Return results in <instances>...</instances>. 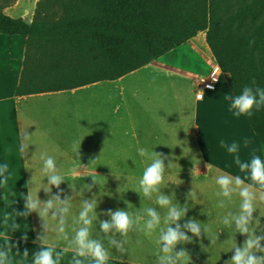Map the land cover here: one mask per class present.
<instances>
[{
	"label": "crops",
	"instance_id": "0c3cea01",
	"mask_svg": "<svg viewBox=\"0 0 264 264\" xmlns=\"http://www.w3.org/2000/svg\"><path fill=\"white\" fill-rule=\"evenodd\" d=\"M37 1L32 0L27 7L22 5L23 0H17L4 12L31 23ZM199 39L202 47L196 43ZM26 50L25 37L0 34V164L7 163L11 173L7 184L0 187V236L41 244L37 240L43 233L39 213L31 212L26 217L14 213L26 211L29 188L33 197L39 195L41 201L53 195H60L62 200L72 199L66 225L69 240L74 236L73 229L79 226L75 219L82 202L95 198L98 219L93 222L92 238L105 244L111 259L156 264L158 230L149 237L139 231L140 225H135L136 230L127 237L128 251L121 254L108 245V236L118 241L124 237L114 229L106 235L99 225V221L111 219L105 215L109 210L123 209L144 215L143 208L154 207L162 216L166 214V209L155 203L157 193L142 201L141 194L135 191L144 169L151 163L137 151L144 148L176 163L166 169L160 192L172 197L173 203L189 205L187 215L179 221L181 228L194 218L209 229L208 233L202 231L200 237H193L191 243L177 245V251L187 250L191 264H225L234 255L231 249L235 244L243 247L246 237L235 232L234 225L231 229L221 222L228 212H238L241 198L235 193L231 200L217 195L220 188L215 179L219 175H239L246 184H252L250 173L240 172L236 154L229 153L227 146L239 144L241 161L250 162L253 156L264 160V142L257 137L247 117L234 115L230 101L225 99L226 95L235 96L229 73L222 71L213 90L199 87L197 78L209 73L216 64L205 31L161 56L170 52L184 56L183 52L191 50V60L186 64L161 61L159 57L116 80L19 96ZM187 79L193 80L191 90L185 86ZM201 90L204 96L199 99L197 92ZM25 131L32 135L29 146L21 153ZM74 141L80 142V155L72 149ZM41 154L52 156L60 174L65 176L59 189L48 185ZM92 159L97 160L90 166ZM164 163L167 167L169 159ZM193 168L199 170L195 177ZM117 186L124 187L130 196L125 197L124 190L120 193L123 197L117 196ZM45 188H50V192ZM193 189L195 195L189 197ZM136 198L141 201L132 202ZM221 202L224 207H220ZM257 208L254 217L258 223L253 226L257 235H261L264 202L257 201ZM7 213L12 215L5 225ZM13 223L18 228L11 229ZM49 223L55 226V221ZM187 234L192 236L191 232ZM48 243L73 250L55 232L48 234Z\"/></svg>",
	"mask_w": 264,
	"mask_h": 264
},
{
	"label": "trees",
	"instance_id": "16d2710c",
	"mask_svg": "<svg viewBox=\"0 0 264 264\" xmlns=\"http://www.w3.org/2000/svg\"><path fill=\"white\" fill-rule=\"evenodd\" d=\"M16 1L0 3V34L27 39L19 96L116 80L203 31L235 96L245 86L264 88V0H38L31 23L4 12ZM253 113L245 116L264 142V106ZM6 239L21 254L12 249L13 264H32L41 249L5 236L0 245ZM73 254L60 264H71Z\"/></svg>",
	"mask_w": 264,
	"mask_h": 264
},
{
	"label": "clouds",
	"instance_id": "9594fccd",
	"mask_svg": "<svg viewBox=\"0 0 264 264\" xmlns=\"http://www.w3.org/2000/svg\"><path fill=\"white\" fill-rule=\"evenodd\" d=\"M216 71L219 72L220 69ZM252 83L255 85V80ZM198 98H202V92L198 93ZM225 99L230 101V107L234 110V115L252 116L254 108L259 110L264 106V88L245 86L239 95H226ZM31 135L28 131L22 133L21 153L29 146L28 142L31 139ZM245 143L247 144V141ZM80 146L79 141L73 142L72 149L78 155H80ZM239 148V144L234 142L227 146V151L236 154L235 162L239 165L240 172H249L250 180L253 183L246 184L245 179L239 175L235 177L219 175L215 179L216 184L220 188L217 195H222L231 200L235 193L241 198L238 212H228L222 217V224L231 229L234 225V231L246 237L243 247L235 244L231 249H234V255L225 264H264V255H257V253H264V244H262L264 242V234L257 235V231L254 230L253 226L254 223L255 225L258 223L257 218L254 217V213L258 209L257 201L264 202V160L259 156H253L250 162H242L238 154ZM137 151L140 156L149 158L151 163L144 169L142 178L139 180V187L135 191L141 194L142 201L144 198L151 199L153 194L157 193L155 203L161 209H166V214L162 216L154 207L143 208L142 212L144 215H134L123 209L114 212L109 210L105 215L110 216L111 219L99 221L100 230L107 235L114 229L115 232L124 237L122 241H118L113 236H108V245L115 247L121 254L128 251L125 247L128 242L127 237L130 231L136 230L134 228L135 225H140L139 231L149 237L158 230V238L156 240L158 249L155 253L156 264H191L190 254L183 249L177 251V245L191 243L193 237H200L202 231L208 233L209 229L205 224L194 218L187 221L182 229L179 221L187 215L189 205L185 203L181 206L178 203H173L172 197L161 194L160 186L164 181L166 169H171L176 164L172 161V158L155 151L149 153L144 148H138ZM40 158L43 160L42 171L48 179V185L59 189L61 183L65 180V176L60 174L54 158L47 154H41ZM165 159H169L167 167L164 163ZM96 160H90V166L95 164ZM207 167L211 171V165L209 164ZM197 171L199 170L193 168V177H195ZM10 175L8 164H0V187L7 184ZM93 182L97 183L95 178H93ZM45 191L50 192V188H45ZM194 195L193 189L189 193V197ZM25 200L26 211L14 212L15 216L26 217L31 212H38L43 222L41 225L43 233L37 237V240L41 243V249L33 254L32 264H60L61 256L68 251V248H64L57 252V245L48 243V234L50 232H55L58 239L69 242V246L72 247L74 253L71 264H85L86 261H88V264H108L111 259L109 249L105 247L101 240L92 238L93 222L98 219L96 213L98 202L95 198L82 202L78 217L75 219V223L79 226L73 229L74 236L71 240H69L66 228L67 216L72 208L71 198L62 200L60 195H53L47 201H41L39 195L35 198L33 197L32 190L29 188ZM220 207H224L223 202H221ZM50 212L51 217H49ZM11 215L8 213L5 215V225L8 224V218ZM50 220L55 221V226L49 223ZM173 224H175V227H172ZM10 228L16 229L18 225L13 223ZM188 232H191L192 236H189ZM25 239H27L26 236ZM14 247L17 248L16 255H21L18 245L11 244L9 239L5 240L4 245H0V264H13L9 257ZM23 257H28L27 250L23 252Z\"/></svg>",
	"mask_w": 264,
	"mask_h": 264
},
{
	"label": "rangeland",
	"instance_id": "374dc122",
	"mask_svg": "<svg viewBox=\"0 0 264 264\" xmlns=\"http://www.w3.org/2000/svg\"><path fill=\"white\" fill-rule=\"evenodd\" d=\"M3 1H8V0H0V3H3ZM31 1L32 0H23V4L22 5H25V6H30V4H31ZM195 43V42H194ZM196 43L199 45V46H201V44H200V39H199V41L197 42L196 41ZM188 45H190V44H188ZM186 47H188V46H186ZM202 47V46H201ZM186 49V48H185ZM211 51V50H210ZM189 52H191V50H189ZM189 52L188 51H185V52H183L184 53V56H182V54H180V55H178V56H176V52H170V53H168L166 56H164V57H160L159 59H161V61H175V62H177V63H179V64H186V62H190V60H191V54L192 53H190L189 54ZM213 55V54H212ZM214 57V56H213ZM215 59V58H214ZM188 64V63H187ZM142 73H144V72H142ZM138 75H140V74H138ZM184 83H185V86L187 87V88H189V90H191V88L193 87V80L192 79H187V80H185L184 81ZM121 188V189H120ZM117 196H120V197H123V196H121L120 195V193H122L123 192V190L125 191V197H129L130 195H129V192L124 188V187H118L117 186ZM141 200H138L137 198L135 199V200H132V202H134V203H139ZM230 203V202H229Z\"/></svg>",
	"mask_w": 264,
	"mask_h": 264
},
{
	"label": "built area",
	"instance_id": "2783aa9c",
	"mask_svg": "<svg viewBox=\"0 0 264 264\" xmlns=\"http://www.w3.org/2000/svg\"><path fill=\"white\" fill-rule=\"evenodd\" d=\"M217 69H220L219 72H217L216 70ZM222 73V69L220 68V66L216 63L211 71L207 74H204V75H200L198 78H197V83L199 85V87L201 89H210V90H213L216 88L217 84H218V80H219V77ZM214 79H218V80H214ZM209 85H211V87H209ZM202 92V98L204 96V91H198L197 92V97H198V93H201ZM202 98H199V99H202Z\"/></svg>",
	"mask_w": 264,
	"mask_h": 264
}]
</instances>
